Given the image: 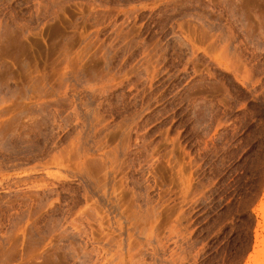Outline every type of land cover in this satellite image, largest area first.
Masks as SVG:
<instances>
[{"label": "rangeland", "instance_id": "374dc122", "mask_svg": "<svg viewBox=\"0 0 264 264\" xmlns=\"http://www.w3.org/2000/svg\"><path fill=\"white\" fill-rule=\"evenodd\" d=\"M0 264H264V0H0Z\"/></svg>", "mask_w": 264, "mask_h": 264}, {"label": "bare ground", "instance_id": "6f19581e", "mask_svg": "<svg viewBox=\"0 0 264 264\" xmlns=\"http://www.w3.org/2000/svg\"><path fill=\"white\" fill-rule=\"evenodd\" d=\"M256 238H257V236H256Z\"/></svg>", "mask_w": 264, "mask_h": 264}]
</instances>
